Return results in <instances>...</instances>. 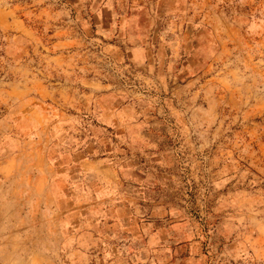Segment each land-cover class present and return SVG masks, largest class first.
I'll return each mask as SVG.
<instances>
[{
    "label": "rangeland",
    "instance_id": "obj_1",
    "mask_svg": "<svg viewBox=\"0 0 264 264\" xmlns=\"http://www.w3.org/2000/svg\"><path fill=\"white\" fill-rule=\"evenodd\" d=\"M0 264H264V0H0Z\"/></svg>",
    "mask_w": 264,
    "mask_h": 264
}]
</instances>
